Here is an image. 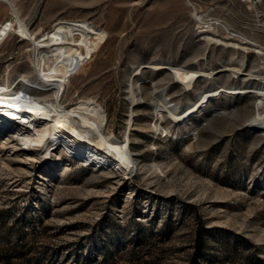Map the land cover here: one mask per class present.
Listing matches in <instances>:
<instances>
[{
    "label": "rangeland",
    "instance_id": "obj_1",
    "mask_svg": "<svg viewBox=\"0 0 264 264\" xmlns=\"http://www.w3.org/2000/svg\"><path fill=\"white\" fill-rule=\"evenodd\" d=\"M11 1L35 36L58 18H83L106 30L99 49L75 64L60 100L94 99L119 139L127 130L133 67L194 61L220 69L228 60L229 48L205 46L195 34V9L230 21L232 31L258 35L264 45L247 0ZM8 6L0 0V23L14 19ZM30 46L13 32L5 36L0 81L32 70ZM247 57L249 67L260 61L253 52ZM168 73L146 68L140 76L146 98L133 112L129 149L136 167L128 176L82 164L55 147L47 156L12 148L2 142L15 139L0 131V264H264V134L242 118L216 116L218 107L232 106L231 97L214 95L225 75L200 78L187 89ZM153 81L163 98L157 109ZM206 104L183 122L172 119ZM234 104L251 106L253 97L237 95ZM155 121L170 132L153 131ZM154 165L161 171H152Z\"/></svg>",
    "mask_w": 264,
    "mask_h": 264
},
{
    "label": "bare ground",
    "instance_id": "obj_2",
    "mask_svg": "<svg viewBox=\"0 0 264 264\" xmlns=\"http://www.w3.org/2000/svg\"><path fill=\"white\" fill-rule=\"evenodd\" d=\"M1 1L9 5L14 19L7 18L0 23V42L10 32L29 41L32 67L30 72L20 73L12 82L7 80L8 77L0 81V131L7 133V139L13 137L16 141L3 140V144L10 142L12 148L34 149L45 156L55 147L82 164H93L99 169L118 171L128 176L136 167V160L128 146L129 131L133 124V112L146 98L143 92L145 80L140 77L146 68L169 72L187 89L193 88L200 78L215 80L217 75H225L227 83L217 85L214 95L216 98L222 94L231 97L232 106L218 107L216 116L223 117L227 122L242 118L252 132L264 134V45L258 35L232 31L230 21L208 17V13L193 10L197 21L193 29L195 34L201 36L205 46L214 44L229 48L231 53L228 60L220 69L202 66L194 61L182 65L162 61L133 67L126 86L129 99L127 130L124 138L119 139L113 131L106 129L107 113L94 99L79 98L69 104H63L60 100L75 64L88 60L99 49L106 41V30L83 18H58L50 30L35 36L18 16L13 2ZM247 1L257 17L254 27L264 31V14L256 4L253 5L252 0ZM257 1L264 8V0ZM250 52L260 59L253 67L248 66L247 54ZM17 84L20 85L19 89H16ZM159 87L160 84L153 81L150 97L156 109L159 101L163 102ZM240 94L252 96L253 104L242 109L236 107L234 98ZM205 108L207 104L195 112L186 110L180 118L172 119L183 122ZM152 129L162 135L170 132L168 127L161 125V121H155ZM159 167L154 165L152 171H161Z\"/></svg>",
    "mask_w": 264,
    "mask_h": 264
},
{
    "label": "trees",
    "instance_id": "obj_3",
    "mask_svg": "<svg viewBox=\"0 0 264 264\" xmlns=\"http://www.w3.org/2000/svg\"><path fill=\"white\" fill-rule=\"evenodd\" d=\"M204 231V227L201 224L200 228L197 230L196 234H195V248H194V252L193 255L196 257H200V248H199V243H200V237H201V232Z\"/></svg>",
    "mask_w": 264,
    "mask_h": 264
},
{
    "label": "built area",
    "instance_id": "obj_4",
    "mask_svg": "<svg viewBox=\"0 0 264 264\" xmlns=\"http://www.w3.org/2000/svg\"><path fill=\"white\" fill-rule=\"evenodd\" d=\"M262 12V14H264V12L262 10H260Z\"/></svg>",
    "mask_w": 264,
    "mask_h": 264
}]
</instances>
